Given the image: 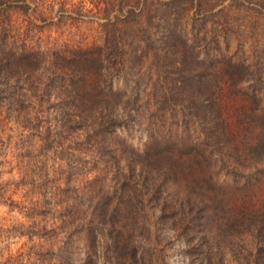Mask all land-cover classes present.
I'll use <instances>...</instances> for the list:
<instances>
[{"label": "rangeland", "instance_id": "374dc122", "mask_svg": "<svg viewBox=\"0 0 264 264\" xmlns=\"http://www.w3.org/2000/svg\"><path fill=\"white\" fill-rule=\"evenodd\" d=\"M0 49L44 57L34 75L23 68L0 78L13 86L11 99L0 96V264H124L131 246L152 264H201L180 228L159 221L162 204L152 198L160 190L179 211L187 195L174 178L197 165V145L207 157L201 178L224 183L237 221L254 215L233 240L212 234L213 244L228 243L211 263L252 264L250 250L264 264V148L240 124L264 110V0H0ZM103 49L105 70L87 84L116 92L115 159L85 131L47 142L52 119L68 109L46 104L41 123L25 102L38 76L64 97L74 53L95 59ZM211 103L227 131L217 111L202 114Z\"/></svg>", "mask_w": 264, "mask_h": 264}, {"label": "trees", "instance_id": "16d2710c", "mask_svg": "<svg viewBox=\"0 0 264 264\" xmlns=\"http://www.w3.org/2000/svg\"><path fill=\"white\" fill-rule=\"evenodd\" d=\"M118 53L119 52L111 53V55L112 57L114 55L118 57ZM103 54H105L104 49L99 52L97 58L90 59L86 52L79 51L74 53L77 57L72 59L71 62L74 63L75 67L72 69V75H67L69 88H67L68 90L65 88L64 97H54V91H50L48 89L54 88L55 82L48 85L47 83H44L43 80L38 78V76V81L32 84V91L36 94L31 96L30 99L27 97L28 99L26 98L25 102L28 104V110L30 111V113H27L28 116L31 117V114L34 112V114L39 116L36 120L39 122L41 121V123H43V121L47 122V120H45L46 118L43 119L42 117V114L44 113L43 109L46 104L58 108L57 113L60 112L59 108L68 109V111L62 110V118H59L58 120L53 118V123L52 121L50 122L52 124L50 125V128L48 127V134L50 136L46 140L47 142L52 139L56 144H58L60 136L67 133L68 130H71L72 132L79 130L85 131L87 133L86 136L92 134L89 140L93 142L91 144L95 146V149L100 150L102 153L110 150L109 153L111 154L109 156H113L115 159V156L119 155L121 151L118 150V143H112V139L116 142L118 141L119 143L121 139L117 134V131L119 130L118 128H120L118 127L120 114L118 112V107L116 108V105L111 98L116 92L112 87H110L108 90L109 93L104 95L103 90L101 92L98 91L102 88V85H100L98 80L94 82L92 89H90L87 84L93 74L97 75V77H101V74H103V71L105 70V65L103 64L105 58ZM64 59L67 60V58ZM39 67L41 69L44 67V57L39 53H35L27 49H23L21 51H7L0 49V78L4 77L6 72L7 74H10V71L13 72L17 69L24 70L23 68H26L25 72L28 76L34 75V72L40 69ZM238 67L243 68L239 65ZM24 86L26 87L25 83ZM12 88L13 86L3 84L0 87V96L7 93L9 94ZM26 90L31 92L29 89ZM11 96L12 94H9L8 100L11 99ZM23 96L26 97V95ZM54 98H58L61 103L55 106L53 101ZM4 100L7 101V97H5ZM108 104L113 105V115L112 113L110 114ZM199 104H201V107L203 106V103ZM195 106L196 104L192 105L193 109ZM209 107L212 108L207 110ZM220 108L219 103H211V105L205 106L202 114L207 117V114H212ZM221 111L219 110V113L217 111L218 114L213 115V117L220 121V124H217L221 125L224 131H227L230 127V123L223 117ZM104 112H109V115ZM237 121H239L238 118ZM240 124L245 126L247 135L246 138L248 141L255 139L256 136H259L258 139L262 137L260 141L258 140V147L262 146L264 148V110L261 109L259 112V109L257 110L256 108L246 121L240 120ZM30 126H33V123L30 122ZM192 148H195L198 151L197 165H195L192 161L188 162L182 171L183 175L181 178V173L178 177L174 178L176 181L175 187L179 190L181 189L187 195L184 196L185 199L181 201L179 211L177 209L175 210L174 207L173 210H171L172 206L170 203H174L176 200L168 202V199L163 198L160 190H156L152 198L155 199L159 197L155 202L159 205L162 204V211L158 218L159 221L180 228L182 236L187 239L189 248L193 250L189 254L199 256V260L197 261L198 263L212 264L210 255H220V252L228 243V241H219L213 244L212 241L214 238L212 234L218 232L220 237L230 238L233 240L239 236L237 234H240L242 229L247 230L249 226H252L254 215L248 216L246 222L237 221L233 210L231 207H228L227 195L221 192L225 187L224 183L213 181V175L209 176L207 181L205 178H201L203 172L205 175L207 174L203 164V159L207 160L206 152L198 145L195 147L193 146ZM78 161L80 163L81 159ZM65 189H70L69 191H71L69 185H67ZM127 197L128 196L126 195V202H124L126 204L128 203ZM138 199L139 198L137 197L136 202L142 205ZM119 204L122 203L118 202L117 206H120ZM117 206L113 205V213L117 212ZM121 214L122 217L125 216L124 211H121ZM63 216L64 218L68 217V215ZM72 217L73 215L68 218ZM261 233L257 237L259 240H261ZM196 234L203 235V241L205 243L197 244V239L193 237ZM209 239H211V241ZM261 241L264 242V240ZM216 249L217 253H215ZM140 254L141 253L138 248L131 246V263L126 261L124 264H152V260L147 259L145 256H141ZM249 255L252 264L261 258V255H255V253L250 250ZM86 264H93V261L90 259ZM216 264H225V258L223 257V260L217 261ZM245 264H249V261H245Z\"/></svg>", "mask_w": 264, "mask_h": 264}]
</instances>
